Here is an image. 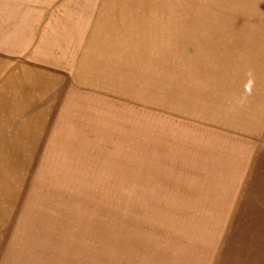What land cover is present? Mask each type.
Instances as JSON below:
<instances>
[{
  "label": "rangeland",
  "instance_id": "1",
  "mask_svg": "<svg viewBox=\"0 0 264 264\" xmlns=\"http://www.w3.org/2000/svg\"><path fill=\"white\" fill-rule=\"evenodd\" d=\"M44 248L264 264V0H0V264Z\"/></svg>",
  "mask_w": 264,
  "mask_h": 264
},
{
  "label": "crops",
  "instance_id": "2",
  "mask_svg": "<svg viewBox=\"0 0 264 264\" xmlns=\"http://www.w3.org/2000/svg\"><path fill=\"white\" fill-rule=\"evenodd\" d=\"M41 260L42 261H38L40 263L38 264H62L63 263V259L61 260V258L57 255H55L53 252H51V250L49 251L47 248L42 249V253L40 254ZM23 260H26L25 257L24 258H20ZM10 264H16V257H11L9 258ZM70 262V263H67ZM67 264H75V262L72 261H66ZM86 264V263H84Z\"/></svg>",
  "mask_w": 264,
  "mask_h": 264
},
{
  "label": "clouds",
  "instance_id": "3",
  "mask_svg": "<svg viewBox=\"0 0 264 264\" xmlns=\"http://www.w3.org/2000/svg\"><path fill=\"white\" fill-rule=\"evenodd\" d=\"M254 87H255V78L253 73L249 71L248 73H246V79L243 84V94L238 100V104L240 106H243L246 103L248 97L252 95Z\"/></svg>",
  "mask_w": 264,
  "mask_h": 264
}]
</instances>
